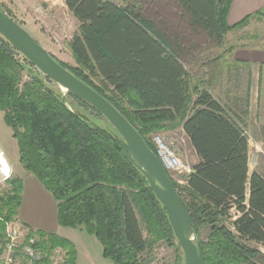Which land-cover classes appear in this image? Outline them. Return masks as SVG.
Returning <instances> with one entry per match:
<instances>
[{
	"label": "trees",
	"instance_id": "1",
	"mask_svg": "<svg viewBox=\"0 0 264 264\" xmlns=\"http://www.w3.org/2000/svg\"><path fill=\"white\" fill-rule=\"evenodd\" d=\"M173 1L191 30L217 44L247 19L228 26L230 0ZM136 2L64 0L78 21L68 44L75 64L50 54L106 98L154 153L153 133L182 128L198 162L182 187L167 173L197 232L204 263L256 264L262 254L248 242L264 243V175L249 173L248 136L206 88L191 84L164 35ZM64 98L0 35L3 120L16 140L18 162L53 197L57 223L94 235L103 257L114 264H144L142 255L161 241L176 250L175 264H183L166 212L122 152L118 132L87 102L70 92ZM7 181L9 188L0 196V253L4 225L17 219L23 188L21 178ZM232 208L238 212L231 221L234 231L220 222ZM204 225L209 230L202 240ZM29 229L39 247H59L63 264H75L71 241Z\"/></svg>",
	"mask_w": 264,
	"mask_h": 264
},
{
	"label": "rangeland",
	"instance_id": "2",
	"mask_svg": "<svg viewBox=\"0 0 264 264\" xmlns=\"http://www.w3.org/2000/svg\"><path fill=\"white\" fill-rule=\"evenodd\" d=\"M134 1H137L136 3L140 6L143 15L149 18L164 35L169 46L187 71L191 84L199 83V88L204 87L208 91L213 85V83L210 84V79L219 78L220 70H222L224 75H227V69H229V64L232 62L228 53L235 45L250 44V35L255 31L256 33L258 32L257 36H261L258 37V40L264 38V10L261 17L256 16V19L249 21L248 25L229 30L224 36L223 42L217 44L204 32L191 30L188 27L186 18L176 7L173 0H117L122 5L126 2ZM35 5V3H24L21 0H0V7L8 11L35 41L46 50L48 49L49 53H52L57 59L67 64H75L68 44L71 37L78 31L77 19L71 11L66 9V5L62 8L59 5L54 6L43 3L37 5L34 9ZM18 6L24 8L25 11H20ZM43 12H46L47 15H43ZM39 14L46 16L48 22H45V25L43 24L45 20L41 21ZM41 19L43 20V18ZM24 79L27 80L28 76L24 75ZM217 85H219V81ZM214 92L212 93L215 99H220V92H215V94ZM156 133L173 149L181 162L189 168L188 172H173L170 174L179 187L184 186L186 175L191 171L192 166L198 162L187 135L180 126L153 134ZM246 133L251 145H253L252 150L254 152L253 154L251 151L249 154L248 168L250 171L254 169L259 156L260 162L263 163L258 169H261V173L263 172L262 174H264V152L261 153V151L256 149L253 135L249 131ZM1 168H7L10 171L7 178L3 177L4 173H2L3 170ZM16 178H21L25 181V189L21 192L23 216L26 218L28 216L36 217L38 221H43L44 219L46 222L49 220L53 222L55 205L45 199L42 193L33 189L30 180H37V178L24 170L18 162L16 140L12 136L11 129L5 124L3 112L0 109V196L3 190L9 188L7 180ZM179 189L182 195L186 197L184 191L181 188ZM44 192L48 194L47 191L44 190ZM237 215L236 209L232 208L229 211V216L220 222L234 231L231 221ZM19 224L15 220L7 222L2 232H4L6 227L19 226ZM46 225L48 224L43 227H46ZM208 230L209 228L206 225L201 228L200 238L202 240L206 239ZM61 231L75 246V264H114L110 259L103 257L101 245L97 238L83 228L64 227ZM248 244L257 248L262 254L254 259V262L256 264H264V243L248 242ZM142 259L144 264H175L176 250L161 241L155 245L150 253L143 254Z\"/></svg>",
	"mask_w": 264,
	"mask_h": 264
},
{
	"label": "water",
	"instance_id": "3",
	"mask_svg": "<svg viewBox=\"0 0 264 264\" xmlns=\"http://www.w3.org/2000/svg\"><path fill=\"white\" fill-rule=\"evenodd\" d=\"M0 35L42 74L56 84L64 101L72 93L98 110L118 132L124 155L144 175L162 204L184 256L183 264H205L201 244L169 174L159 157L146 145L137 130L101 94L57 62L20 24L0 10ZM113 142H118L110 135Z\"/></svg>",
	"mask_w": 264,
	"mask_h": 264
},
{
	"label": "crops",
	"instance_id": "4",
	"mask_svg": "<svg viewBox=\"0 0 264 264\" xmlns=\"http://www.w3.org/2000/svg\"><path fill=\"white\" fill-rule=\"evenodd\" d=\"M24 3H35L34 9L37 5H41L43 3L52 4L54 6L59 5V7H64V0H21ZM115 3L119 4L117 0H113ZM135 2V1H134ZM13 3V2H12ZM14 5V3H13ZM34 5V4H33ZM20 11H25L24 8L18 6ZM66 7V6H65ZM67 9V7H66ZM264 10V0H230L229 8L226 15V22L228 26L233 27L241 20L246 21L243 24L248 25L252 19H256L257 17H261V14ZM21 13V12H20ZM40 15V20L47 23L48 20L46 16ZM43 15H47L46 12H43ZM43 18V20L41 19ZM24 25V24H23ZM241 25V26H243ZM240 26V27H241ZM233 27L232 29L238 28ZM231 29V30H232ZM258 33V32H257ZM256 31L250 35L249 40H251L250 44H237L229 51V58L232 59L231 64H229V69H227V75H224L222 70H220L221 74H219V78L210 79L211 87L209 88V92H220V99H216L219 101L228 112L237 120L238 124L244 128V131H249L253 135V139L255 141V147L261 153L264 152V38H260L258 40ZM48 50V49H47ZM219 81V85H217ZM245 81V82H244ZM227 82V83H226ZM244 82V83H243ZM244 84V85H243ZM243 85V87H241ZM241 87V88H240ZM214 92V94H215ZM214 97V96H213ZM215 98V97H214ZM247 134V133H246ZM248 136V135H247ZM252 146L249 137H248V161L249 154L252 151ZM259 155V154H258ZM257 157V156H256ZM257 163V165H256ZM255 163V167L253 170L261 173L260 166L263 162H260L259 156L257 157ZM252 170V171H253ZM249 169V173H250ZM264 175V174H262ZM33 189L37 192L42 193V195L49 202L54 203L55 201L51 194L48 192L46 194L44 192L43 186L40 184L38 180H30ZM25 189V181L23 180V188ZM46 191V190H45ZM22 203V198H21ZM18 208V215L16 222L31 228L33 230H42L44 232L56 233L59 236L65 237L62 233L63 226H60L56 220V206L54 211L53 222L38 221L36 217L26 218L22 213V205ZM27 216V215H25ZM37 219V221H36ZM46 225V227H43ZM1 256V253H0Z\"/></svg>",
	"mask_w": 264,
	"mask_h": 264
},
{
	"label": "built area",
	"instance_id": "5",
	"mask_svg": "<svg viewBox=\"0 0 264 264\" xmlns=\"http://www.w3.org/2000/svg\"><path fill=\"white\" fill-rule=\"evenodd\" d=\"M151 141L165 170L171 174L189 171L172 148L159 134H152ZM3 177L9 176V170L1 168ZM9 226V225H8ZM0 264H63L64 252L59 247L43 249L39 247V239L30 234V229L19 226L6 227L3 232Z\"/></svg>",
	"mask_w": 264,
	"mask_h": 264
}]
</instances>
